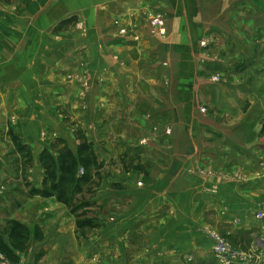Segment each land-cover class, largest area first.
Masks as SVG:
<instances>
[{
  "label": "crops",
  "instance_id": "obj_1",
  "mask_svg": "<svg viewBox=\"0 0 264 264\" xmlns=\"http://www.w3.org/2000/svg\"><path fill=\"white\" fill-rule=\"evenodd\" d=\"M156 16L162 36L150 25ZM215 76L217 83L210 81ZM261 119L264 0L0 3V179L13 164L22 172L15 181L41 190L43 153L57 156L59 140L74 152L82 142L78 126L101 159L129 156L133 166L124 172L133 180L117 178L114 198L131 200L139 212L132 218L136 234H148L154 252L185 245L187 235L175 231L183 224L181 211L200 204L210 186L217 198L263 197ZM19 149L28 151L30 162L16 159L25 155ZM138 168L147 171L141 189L134 183L142 179ZM108 187L103 183L99 191L104 204ZM140 192L148 198H138ZM25 193L0 199L6 217L33 228L21 263L80 264L49 258L86 244L80 240L77 247L68 209L54 197ZM61 236L69 248L55 246Z\"/></svg>",
  "mask_w": 264,
  "mask_h": 264
},
{
  "label": "rangeland",
  "instance_id": "obj_2",
  "mask_svg": "<svg viewBox=\"0 0 264 264\" xmlns=\"http://www.w3.org/2000/svg\"><path fill=\"white\" fill-rule=\"evenodd\" d=\"M0 3L4 2L0 0ZM75 18L78 19V17ZM67 27H64V29ZM121 32L124 33V30H121ZM86 87L87 84L85 82L83 86L85 90L82 89L83 93L86 92ZM60 113L63 116V120L68 122L69 120L65 117V114L62 111ZM200 113L205 114L206 109H201ZM261 120V123H263L264 119ZM75 129L76 139L82 142H80L81 144H76L77 147L74 146V152L71 148L72 144L68 143L67 140H59L55 147L56 149H54L58 155H46L44 157V165H49L51 171L45 170L44 183L41 190L37 189L35 191L30 187L25 188L15 181V175L18 176L22 172L19 171V167L13 166V164L11 165L10 173H5L3 179H0L1 200H3L2 198H25V191H27V196L40 193V196L46 197L45 195L51 192L52 185L58 183L60 179V165L69 166L74 162L73 160L78 162L76 176H86L87 180L79 182L77 188H75V182L70 184H63L62 182L58 184L56 193L54 192L49 195L56 198L60 204H63L74 217V238L77 241V247L80 245V240L85 241L86 244L82 250L73 254L72 252L65 254L67 251L60 250L58 256H56L57 250L52 251L49 255L50 259L52 258V254H55L57 261H61L65 256L79 263V259H82L84 264H220L214 256L212 248L213 240L211 234H216L226 240L235 251L250 256L253 264H260V259L257 258L258 255H254L255 252L254 254L252 253L251 246L260 233V224L255 220L254 213L264 200V195L261 198L257 197L258 199L238 198L235 200L233 198H217V195L211 194L210 191L215 190L210 186V188L205 190V193L208 192V195L204 194V198H199L200 204L193 203L190 205L189 210L181 211L182 218L180 219V223L184 225H180L179 228L176 227L175 231H178L179 235H187L185 245L183 243V246H181V243H176L168 250H162L158 253L155 250L154 252L152 251L154 250L153 247L150 246L152 239L150 236H147V232V235L136 234V225L135 223L132 224V218L137 216L139 212L132 209L131 200L114 198L115 195L119 194L116 193L119 189L118 184H116L117 178L127 179L130 184L133 180L132 173L126 176V172L133 166L130 164L129 156H105V159H101L97 151L98 147L88 143L80 127L77 126ZM166 130L167 133L170 132V128ZM263 131L264 124L261 129V132ZM19 150L21 154L25 155H21L16 159L21 160L22 163L25 160L30 162L29 153H25L28 151L24 149ZM63 153H65L66 158L64 157V160L61 162L62 158L59 159V156ZM80 154H82L83 161H81V164H79ZM252 157L255 159V156ZM85 159L89 160L86 161ZM12 160L15 161V159ZM26 167L24 164L21 171ZM79 169H82V173H79ZM138 171L142 175V179L141 181L135 179L134 183L137 188H143L146 183L147 171L140 169ZM207 177L208 175L205 174V178ZM235 181L243 185L242 181ZM103 183L109 185L108 188L110 189L109 193H106L111 197L108 199L107 204H104L100 199L105 194H99ZM129 189L132 191L130 186ZM227 190L228 186L222 191L226 197L228 195L227 192L229 193V190ZM59 195L62 198H58ZM138 196V198H148V195L143 194V192H140ZM248 199L251 201L250 204L248 203ZM16 205H18L17 202L13 203L14 209ZM199 205L201 207H198ZM0 209H2L0 210V240L7 244L13 256H15V261H11L0 253V264L4 262L10 264H31L30 262L21 263L19 260V255L21 257L26 251L27 245H24L21 250L14 248L12 245L21 244V240H24L25 244L28 243L33 228H31V231L30 227L26 228L24 224L6 217L4 212L6 207H1L0 205ZM22 234H26L27 238L22 237ZM59 238L61 239L59 240ZM59 238H57L56 247H70L68 241H65L63 236ZM161 239L163 238L161 237ZM72 242L74 244V239H72ZM155 253L157 254L155 255ZM39 256L38 258H40ZM83 261L80 264H83Z\"/></svg>",
  "mask_w": 264,
  "mask_h": 264
},
{
  "label": "built area",
  "instance_id": "obj_3",
  "mask_svg": "<svg viewBox=\"0 0 264 264\" xmlns=\"http://www.w3.org/2000/svg\"><path fill=\"white\" fill-rule=\"evenodd\" d=\"M150 25L157 34L161 36L165 34V27L158 16L151 19ZM202 45L203 44H201V46ZM210 81L213 83H217L219 82V77H212ZM79 173H82V169H79ZM254 218L260 224V233L255 238L251 249L253 254L255 252L254 255H258L257 258L260 259V264H264V200L254 213ZM211 238L213 240V254L220 264H235L238 262H240L241 264H253L250 256L235 251L223 238H220L216 234H211ZM1 264L10 263L4 262Z\"/></svg>",
  "mask_w": 264,
  "mask_h": 264
},
{
  "label": "trees",
  "instance_id": "obj_4",
  "mask_svg": "<svg viewBox=\"0 0 264 264\" xmlns=\"http://www.w3.org/2000/svg\"><path fill=\"white\" fill-rule=\"evenodd\" d=\"M1 1H3L4 3H11V1L12 2H14V1H17V0H1ZM75 22V18L73 17V18H70V19H67V20H64V21H62L59 25H58V27H57V30H61L62 28H64V27H66V26H68V25H71V24H73ZM46 156V154L45 153H43V155H42V157H41V159H44V157ZM64 157H65V153H63V154H61L60 156H59V159L60 158H62L60 161L62 162L63 160H64ZM66 158V157H65ZM68 158V157H67ZM79 164H81V161H82V154H80L79 155ZM73 160V159H72ZM86 161H88L89 159H85ZM74 162L73 163H71L69 166H66V165H60V172H61V176H60V179H59V181H58V183H55V184H53L52 185V189L50 190L51 192L49 193V194H52V193H56V190H58V184H60V183H62L63 182V184L64 183H66V184H70V183H74L75 182V184L74 185H76V187L75 188H77L78 186V183L79 182H84V181H86L87 180V177L86 176H81V177H77L76 176V173H77V167H78V162L77 161H75V160H73ZM83 162V161H82ZM44 168H45V170L46 171H51L50 169H49V165H44ZM64 173V174H63ZM69 173H71V174H69ZM68 174H69V176H68ZM52 176V175H51ZM53 177V176H52ZM76 193V192H75ZM74 193V194H75ZM49 194H47V195H45V196H51V195H49ZM74 194H73V196H74ZM58 198H62L61 197V195H59V197ZM22 237H25V238H27V236H26V234H22ZM22 242H21V244H13L12 246L14 247V248H17L18 250H21L23 247H24V245H25V243H24V240H21ZM0 253L1 254H3L4 256H6L8 259H10L11 261H15V256H13V254H12V252H11V250H10V248L7 246V244H5L3 241H1L0 240Z\"/></svg>",
  "mask_w": 264,
  "mask_h": 264
}]
</instances>
